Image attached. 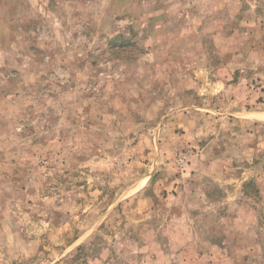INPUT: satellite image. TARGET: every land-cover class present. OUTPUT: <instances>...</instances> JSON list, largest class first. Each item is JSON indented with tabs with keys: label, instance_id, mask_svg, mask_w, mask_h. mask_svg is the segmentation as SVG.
<instances>
[{
	"label": "rangeland",
	"instance_id": "rangeland-1",
	"mask_svg": "<svg viewBox=\"0 0 264 264\" xmlns=\"http://www.w3.org/2000/svg\"><path fill=\"white\" fill-rule=\"evenodd\" d=\"M0 264H264V0H0Z\"/></svg>",
	"mask_w": 264,
	"mask_h": 264
}]
</instances>
